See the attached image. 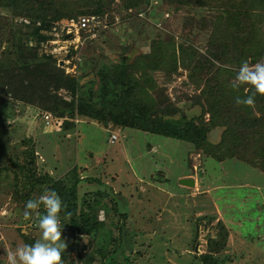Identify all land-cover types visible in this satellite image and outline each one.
Listing matches in <instances>:
<instances>
[{
    "label": "rangeland",
    "instance_id": "1",
    "mask_svg": "<svg viewBox=\"0 0 264 264\" xmlns=\"http://www.w3.org/2000/svg\"><path fill=\"white\" fill-rule=\"evenodd\" d=\"M39 1H53L56 14L41 31L46 39L38 48L27 42L29 58L22 62L33 65L34 55H45L43 64L55 66L65 81L79 82V97L86 95L85 85L90 82L98 109L103 100L95 97L98 72L104 66H118L124 58L128 72L138 80L134 85L127 82L126 89L116 94L119 97L107 98L117 108L114 116L102 122L74 116L66 119L74 127L64 130L54 122L57 108L50 100L43 109L37 96L30 106L0 95V169H9L8 174L0 172V264H8L9 252L41 238L37 213L24 218L29 199L23 196L30 177L23 174L29 170L35 178L46 175L70 183L73 168L79 178L76 213H96L81 204L84 199L100 200L106 210H98L97 221L108 223L111 234L108 240L101 231L86 236L60 222L67 244L65 264H104L98 253L101 246L107 252L118 246L117 258L129 256L130 264H202L200 256L214 248L209 241L219 234L224 248L215 255L217 264H264V169L260 166L264 144H256V135L264 136V130L261 125L248 129L243 137L240 130L246 123L240 114L246 106L233 103L221 111L227 121L216 126L212 110L218 99L207 94L206 85V77L220 81L228 102L255 91L250 84L239 88L232 84L237 83L234 79L243 61L254 64L264 58V0ZM36 2L0 0V62L6 58L2 53L10 52L27 32L18 28L30 21L19 9L27 10L28 3L37 15ZM102 5L103 17L91 14ZM75 8L80 11L69 18ZM83 16L98 17V28L104 31H78L71 26ZM208 60L205 67L199 65ZM20 66L18 61L14 65ZM54 95L71 100L64 89L50 97ZM261 105L256 102L251 111L262 119ZM145 106H152L158 117L175 108V117L182 114L193 120L196 129L206 130L207 144L197 148L193 141L131 125V107L144 112ZM238 133L235 147L225 155L229 146L225 141ZM19 167L23 168L19 171ZM13 171H19L18 195ZM181 179H192L195 186H183ZM45 188L52 189V184L35 187L29 198H38ZM38 212L44 214L43 205Z\"/></svg>",
    "mask_w": 264,
    "mask_h": 264
},
{
    "label": "trees",
    "instance_id": "2",
    "mask_svg": "<svg viewBox=\"0 0 264 264\" xmlns=\"http://www.w3.org/2000/svg\"><path fill=\"white\" fill-rule=\"evenodd\" d=\"M142 1L147 2V0H142ZM164 1L165 3L168 4L173 2V0H164ZM179 1H181L179 3L182 4L187 3V0H179ZM52 2L53 1H49L48 3H46V2H40L38 0V2H36L37 8L39 6V11L37 12L38 16L36 14H33L31 10L32 6L28 3L25 6L27 10L19 9L18 12L23 17L25 13L26 18L28 17L30 21H28V24H24L23 22L19 24L18 28L21 31H23L22 28H26L27 32L26 34H24L25 35L24 38L19 39V42L16 41L12 45L13 47L11 48L10 52H8V50L6 49L5 52L2 53L6 58L2 57V61L0 62V69L1 71H3L2 72L3 78L2 77L0 78V95L9 96L11 97V99H16L17 101H20V103H25L30 106L34 105V100L36 99L37 96L39 99H36V101L40 103L43 109L48 108V106H43V104L44 103L49 104V100H50L52 102V105L57 108V110L53 111L52 114L54 122L59 123V125L63 130L67 129V126H70L71 128L74 127L73 124H71L72 122H68V120H66V119H72V117L74 116H77L78 118L79 117L90 118L97 122H102L103 120L106 121L107 117L114 116L117 112V108L114 107L113 103L110 102L111 98L110 99L107 98L119 97L120 95L116 96V94H118L119 92H123L124 89H126V87L128 86L126 84L127 82L134 85L135 84L134 82L138 80V78L136 79L132 77L130 72H128V68L130 66L126 64V60L124 58L121 59L120 65L113 67L111 66L109 68L104 66L98 72V77L100 78V83H99L100 88L98 85V89L96 90L97 94L95 97L103 99L98 102V103L101 102L102 109L96 108L95 102L93 103L94 89L92 88V84H90V82L85 85L86 95L84 97H79V90H80V85L78 84L79 82L76 81L75 79L70 80L69 78L67 81H65L66 79L64 80L61 72L55 66H49V63L43 64V58H46L45 55L41 57H39L37 54L34 55L33 59L35 62L33 65L25 64L24 62L21 61V60L27 61L29 58V56L25 55V50L29 51V49H31L28 46L27 43L28 41L30 43H34L35 47L38 48L42 44V42L46 39V37L43 34H41V31L43 29H46V27H48L46 25L47 24L46 22H49V20H51L49 19V17H51L52 14H56L57 8L54 5H52ZM203 5H205L204 1L202 4H199L200 7H202ZM79 9L80 8H75V10H72V12H70L68 17L70 18V15L72 16L77 14V12L80 11ZM94 13L96 15L103 17V15L105 14V11H103V5L95 8V10H93L91 14ZM76 17L73 18L76 19ZM52 19L53 20L57 19V16H55ZM110 19L112 20L113 16L110 17ZM98 31L102 32L104 30L98 28ZM23 47L27 49H24ZM20 53L22 54V56H19ZM48 58L51 59V57L49 56ZM17 61L21 63V66L19 68L14 67V65L17 64ZM209 63L210 61L208 60L205 62H199V65L205 67ZM132 68H134V66ZM135 69L137 71L138 68ZM22 70L24 74H20ZM205 77L206 76H204V79ZM206 85L207 88L209 89L207 94L209 93L210 95H214V96L216 95V98L218 99L215 100L212 110L213 118L217 119V124H216L217 126L222 121L225 122L227 121L226 115L224 116L223 114H221V111L226 109V107L229 108V105L231 103H233V105H236V102H228L225 100L224 98L225 92H222L223 86L221 82L220 81L215 82L213 77L211 78L206 77ZM60 89H64L70 94V98H71L70 101H65L55 95L50 97L51 92H55L56 94V92ZM225 97L227 98V96ZM230 97H233V95ZM263 100H264V96L258 99H256L255 97V104L256 102H260L263 104L261 105V110L259 111L262 113V119L257 116H254V114L251 111V107L253 106H246V108L243 111H241L240 118L242 119V121L246 123V125L244 124L245 129H243L242 127L240 130V132H242L243 134V137L247 135L248 129L252 131L256 127L261 125V127H263L264 130V126H262V123H264V117H263L264 102H262ZM152 108H153L152 106L150 107L145 106V111L141 112L140 110L135 111L136 107L134 108L131 107L130 124L131 125L136 124L141 129L144 128L147 130H151L153 133H156L157 135L163 137H169L177 140L179 139L187 143L193 141L192 143L197 148L207 144L206 134H205L206 130L196 129V127H194L193 120L187 119V117H185L182 114H180L179 117H175L176 115L175 108H173L172 111L164 113L160 117L157 116L156 112L154 113ZM239 135H241V133L240 134L238 133L236 135V138L232 137L233 140L231 138V140L225 141L229 145L226 148V153H224L225 155L230 154L232 152L233 148L235 147V144L239 140L238 137ZM256 136H257L256 144L258 143L264 144L263 134L259 133V135ZM197 140L198 142H196ZM212 147H220V146L217 145ZM260 149L261 151H264V145H261ZM208 154L210 155V153ZM209 155L205 154V156L208 157ZM260 156L262 155L260 154ZM260 163H261L260 166L264 169V160L260 161ZM22 168L23 167H19L17 168V170L20 171ZM76 170H77L76 168L72 169V172L75 174V176H74V180L71 181L70 183H66L64 181H54L52 178L46 177V175H44L43 177L35 178L34 174L29 170H27V173L23 175H25L26 178H28V176L30 177L28 181L29 188L27 194H25L23 198L27 200L30 199L29 198L30 193L35 189V187L42 186V184L50 182L52 184V189L55 191L57 190V193L60 195L62 201L64 202V204L67 205V207L63 208L59 213L60 222H62L68 228L84 233L86 236L92 235V233L98 234V232L101 231L99 232L101 236H103L105 240H108L111 234L106 229V225L108 223H102L97 221L98 210L99 209L106 210V207L104 206L106 204L103 203L101 204L100 200L97 199L93 200L92 202H89V200L84 199L82 201L81 207L82 205L83 206L86 205L87 208L94 209L92 212H96V211L97 212L93 214L91 213L88 214L83 211H80V213L78 214L76 213L77 203L75 199L78 198L76 189L79 183V178L77 176ZM19 171L17 172L13 171L14 174L12 173L14 177L13 188L15 191L17 190L16 185L19 177L18 174ZM0 172L8 174L9 169L7 167H3L0 169ZM15 194L18 195L17 191L15 192ZM99 194L100 192H95V195L99 196ZM17 198L19 197L17 196ZM94 206H99V207H94ZM67 213H71V215L69 216L67 215ZM221 237L222 234H219L217 237L210 239L209 245L214 248H209L207 254L200 256L199 260L202 264L218 263V261L215 260V255L219 254L224 248V239L223 238L221 239ZM120 250L121 248L117 246V248L113 252L112 251L107 252L106 248L104 246H101L98 253L101 260L104 261V264H130L129 256L120 257L121 261L117 258L116 253L119 252Z\"/></svg>",
    "mask_w": 264,
    "mask_h": 264
},
{
    "label": "clouds",
    "instance_id": "3",
    "mask_svg": "<svg viewBox=\"0 0 264 264\" xmlns=\"http://www.w3.org/2000/svg\"><path fill=\"white\" fill-rule=\"evenodd\" d=\"M234 80L237 83L232 84L233 88L250 84L255 89L251 95L236 97V104L254 106L255 95L258 93L264 96V58L254 64L243 61ZM41 205L44 207V214L38 212ZM66 207L60 195L48 188L38 198L29 199L25 205L24 218L30 219L33 212L37 213V227L41 231V238L32 244H22L15 252H9L8 264H65L63 253L67 244L62 239L59 213ZM67 215L70 216L71 213Z\"/></svg>",
    "mask_w": 264,
    "mask_h": 264
},
{
    "label": "built area",
    "instance_id": "4",
    "mask_svg": "<svg viewBox=\"0 0 264 264\" xmlns=\"http://www.w3.org/2000/svg\"><path fill=\"white\" fill-rule=\"evenodd\" d=\"M98 17L95 16H83L78 18L76 22H72L71 26L76 28L78 31H92L95 28H98L99 21L97 20ZM68 33V32H67Z\"/></svg>",
    "mask_w": 264,
    "mask_h": 264
},
{
    "label": "water",
    "instance_id": "5",
    "mask_svg": "<svg viewBox=\"0 0 264 264\" xmlns=\"http://www.w3.org/2000/svg\"><path fill=\"white\" fill-rule=\"evenodd\" d=\"M180 184L186 187H194L195 186V181L192 179H181Z\"/></svg>",
    "mask_w": 264,
    "mask_h": 264
}]
</instances>
